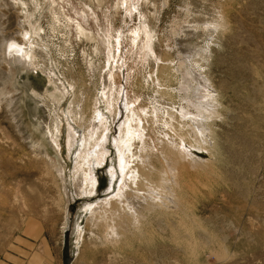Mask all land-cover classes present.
I'll list each match as a JSON object with an SVG mask.
<instances>
[{
	"label": "rangeland",
	"instance_id": "374dc122",
	"mask_svg": "<svg viewBox=\"0 0 264 264\" xmlns=\"http://www.w3.org/2000/svg\"><path fill=\"white\" fill-rule=\"evenodd\" d=\"M51 5L0 0V249L33 218L65 264H264V0Z\"/></svg>",
	"mask_w": 264,
	"mask_h": 264
},
{
	"label": "crops",
	"instance_id": "0c3cea01",
	"mask_svg": "<svg viewBox=\"0 0 264 264\" xmlns=\"http://www.w3.org/2000/svg\"><path fill=\"white\" fill-rule=\"evenodd\" d=\"M53 234L42 222L28 218L2 244L0 264H65L63 246Z\"/></svg>",
	"mask_w": 264,
	"mask_h": 264
},
{
	"label": "bare ground",
	"instance_id": "6f19581e",
	"mask_svg": "<svg viewBox=\"0 0 264 264\" xmlns=\"http://www.w3.org/2000/svg\"><path fill=\"white\" fill-rule=\"evenodd\" d=\"M48 1H51L52 2V7H50L49 9L50 10H52L53 12V14H57V13H59L58 11H57V7L59 8V9H63V2H64V0H48ZM28 3V2H27ZM99 3V2H98ZM48 6V5H47ZM89 11V10H88ZM80 12V13H79ZM78 14H81V15H85V12L83 11V10H78ZM66 16V15H65ZM90 16V15H89ZM70 17V16H69ZM55 18V17H54ZM85 18V17H84ZM69 20H74L75 21V26H76V31L78 32V34H81V35H83L84 37H86V38H88V39H95V36H94V34H93V32H92V30L90 29V27H87V20H85V24H84V22H82V21H79V20H76V19H73V18H71L70 17V19ZM211 25V24H210ZM210 27V26H209ZM207 28V27H206ZM205 28V29H206ZM98 31H100L99 29H97ZM77 34V35H78ZM76 35V36H77ZM107 39V38H106ZM99 40H100V38H99ZM100 43V42H99ZM99 48V47H98ZM206 49V48H205ZM98 50V49H97ZM197 51V50H196ZM34 55V54H33ZM111 55V54H110ZM108 57V56H107ZM189 57V56H188ZM33 58V57H32ZM109 58V57H108ZM111 59V58H110ZM33 60V59H32ZM188 61H189V59H188ZM107 63H108V61H107ZM202 63V62H201ZM190 65V64H189ZM91 67H92V65H91ZM93 69H94V71H96L97 69L99 70V67H96V66H93L92 67ZM191 69V68H190ZM197 69V68H196ZM112 72V71H111ZM50 74H52V71L51 72H49L48 73V75H49V77L51 76ZM106 74H107V72H106ZM189 74V73H188ZM53 75V74H52ZM99 75H100V78H102L103 79V82L104 83H106V90H104L105 91V94H106V96L109 98V100H113L112 99V97H113V94H114V86L111 84V79H110V75L108 74L107 75V77L105 78V75H104V73H103V71H101V72H99ZM113 77V76H112ZM193 77V76H192ZM204 78V77H203ZM101 79V80H102ZM105 79V80H104ZM113 80V79H112ZM54 81V80H53ZM52 82V81H51ZM55 83V82H54ZM104 94V95H105ZM115 96V95H114ZM111 101H109V102H111ZM116 102V101H115ZM115 102H114V106H115ZM194 103V102H193ZM203 105V104H202ZM205 105V104H204ZM208 105V104H207ZM210 108H211V106L210 105H208ZM207 106V107H208ZM208 107V108H209ZM114 108H116V107H114ZM202 108V107H201ZM206 108V107H205ZM204 108V109H205ZM75 109V108H74ZM74 109L72 110V108L70 107V112H74ZM202 111H203V108H202ZM205 111V110H204ZM207 111V110H206ZM115 112V111H114ZM79 113V112H78ZM77 113V115L79 116V114ZM196 113V112H195ZM194 113V114H195ZM201 113V112H200ZM199 113V114H200ZM207 113H208V111H207ZM191 114V113H190ZM194 114H191V116L192 115H194ZM196 115H198V114H196ZM195 115V116H196ZM205 115H206V113H205ZM190 116V117H191ZM80 117V116H79ZM188 117V116H187ZM192 118V117H191ZM194 118V117H193ZM192 118V119H193ZM83 119V118H82ZM195 119V118H194ZM200 119V118H199ZM197 120V119H196ZM197 123V122H196ZM103 126H104V124H94L93 126H91L89 129H86L85 130V133H84V135H85V138H84V140L82 141V144L84 143V145H82V148H81V153H80V156H81V163H82V165L81 164H78L76 167V172L75 171H73V172H75L74 173V180H75V185H74V187L76 188V191L75 192H77L76 194L78 195V192L80 191L79 190V188L81 187V186H83V184L85 183V182H90V180H89V178L87 177L85 180H84V176H88V169H86L85 168V166H88V161H90L91 159H93V156L91 157L90 156V149L92 148V147H98V148H100L99 146H101V142L103 141V139H104V137L105 136H103V131H102V129H103ZM55 127H56V129L58 128L57 127V125L55 124ZM52 135L54 136V132H52ZM73 138H74V132H73V129L72 128H70L69 129V134H68V146L70 147V145L71 144H73L74 143V141H73ZM52 142L54 143V145L56 146V148L58 149L59 147H58V141H57V139L55 138V137H52ZM98 142H99V144H98ZM98 144V145H95V144ZM101 147H104V146H101ZM70 149V148H69ZM104 150V149H103ZM97 158L98 159H101L102 157H100V155H98V154H101V153H103V152H101L100 151V149H97ZM101 152V153H100ZM102 155V154H101ZM121 160V159H120ZM122 161H123V158H122ZM124 163H125V161H124ZM126 165V164H125ZM79 168V169H78ZM86 184V183H85ZM94 184V183H93ZM81 185V186H80ZM82 188V187H81ZM84 189H86V192L87 193H89L90 192V194H91V191H92V187H91V185H86L85 186V188ZM82 191V190H81ZM85 194V193H84ZM89 194V195H90ZM86 195V194H85ZM131 201V200H130ZM105 202V201H104ZM132 203V202H131ZM182 206V205H181ZM133 207H135V206H133ZM139 207V206H138ZM140 209V208H139ZM137 211V210H136ZM136 215V217H135V219H137L138 218V216H137V214H133V216H135ZM138 220H141V218L140 219H138Z\"/></svg>",
	"mask_w": 264,
	"mask_h": 264
}]
</instances>
